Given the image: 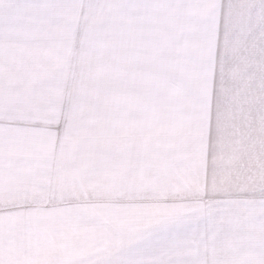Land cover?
<instances>
[{
  "label": "snow or ice",
  "instance_id": "1",
  "mask_svg": "<svg viewBox=\"0 0 264 264\" xmlns=\"http://www.w3.org/2000/svg\"><path fill=\"white\" fill-rule=\"evenodd\" d=\"M0 264H264V0H0Z\"/></svg>",
  "mask_w": 264,
  "mask_h": 264
}]
</instances>
